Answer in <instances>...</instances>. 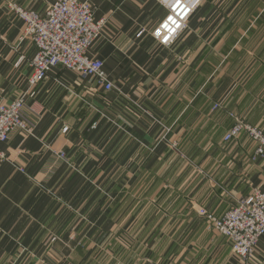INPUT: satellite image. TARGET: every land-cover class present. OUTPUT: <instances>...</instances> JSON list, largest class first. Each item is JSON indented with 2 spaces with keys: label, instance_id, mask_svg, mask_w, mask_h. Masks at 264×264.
Listing matches in <instances>:
<instances>
[{
  "label": "crops",
  "instance_id": "1",
  "mask_svg": "<svg viewBox=\"0 0 264 264\" xmlns=\"http://www.w3.org/2000/svg\"><path fill=\"white\" fill-rule=\"evenodd\" d=\"M54 1L0 0V95L25 97L33 127L1 145L0 264H243L198 210L264 192L256 144L224 140L230 114L264 130V0H201L168 46L152 36L160 0H88L111 93L62 68L31 87L36 49L11 6Z\"/></svg>",
  "mask_w": 264,
  "mask_h": 264
},
{
  "label": "built area",
  "instance_id": "2",
  "mask_svg": "<svg viewBox=\"0 0 264 264\" xmlns=\"http://www.w3.org/2000/svg\"><path fill=\"white\" fill-rule=\"evenodd\" d=\"M160 3L167 7L168 16L152 36L168 46L187 30V19L201 0H179V6L176 0H160ZM11 8L25 25L21 41L30 39L36 49L32 60L31 87L46 81L54 69L62 68L79 74L106 93L118 91L109 80L103 61L88 56L107 22L95 19V8L90 1L55 0L44 13L28 11L17 5ZM26 108L25 97L7 103L0 95V164L7 161L1 145L7 143L14 132L28 134L33 128ZM221 108L218 103L213 107L214 110ZM230 117L233 125L225 135V142L246 135L256 144L254 160L264 162V130L237 115L230 114ZM172 148L176 150L177 144ZM61 157L65 155L61 154ZM198 214L212 231L229 241L236 258L243 264L252 263L264 237L263 191L255 190L249 197L241 199L223 217H216L203 209H199Z\"/></svg>",
  "mask_w": 264,
  "mask_h": 264
},
{
  "label": "snow or ice",
  "instance_id": "3",
  "mask_svg": "<svg viewBox=\"0 0 264 264\" xmlns=\"http://www.w3.org/2000/svg\"><path fill=\"white\" fill-rule=\"evenodd\" d=\"M176 2H177V6H179V0H176Z\"/></svg>",
  "mask_w": 264,
  "mask_h": 264
}]
</instances>
